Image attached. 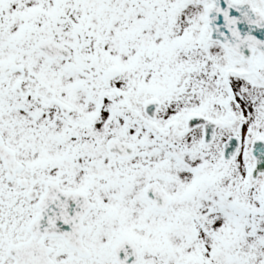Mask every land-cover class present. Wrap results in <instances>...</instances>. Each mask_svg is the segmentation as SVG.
Listing matches in <instances>:
<instances>
[{
  "label": "snow or ice",
  "instance_id": "obj_1",
  "mask_svg": "<svg viewBox=\"0 0 264 264\" xmlns=\"http://www.w3.org/2000/svg\"><path fill=\"white\" fill-rule=\"evenodd\" d=\"M0 264H264V0H0Z\"/></svg>",
  "mask_w": 264,
  "mask_h": 264
}]
</instances>
